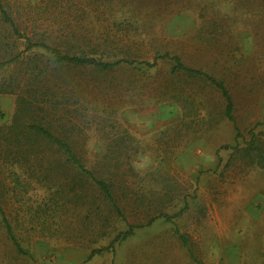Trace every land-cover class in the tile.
<instances>
[{
    "label": "rangeland",
    "instance_id": "1",
    "mask_svg": "<svg viewBox=\"0 0 264 264\" xmlns=\"http://www.w3.org/2000/svg\"><path fill=\"white\" fill-rule=\"evenodd\" d=\"M7 1L12 17L23 20L28 9ZM53 7L44 14H52L48 26L42 23L48 43L63 48L87 40L107 57L139 63L169 53L222 81L241 136L222 117L218 92L200 78L171 74L169 61L105 77L70 73L71 101L79 96L103 113L98 125L90 113L74 121L87 127V139L78 140L86 157L114 144L116 130L122 145L138 152L131 171L106 176L126 222L99 197V210L91 208V189L85 204L71 205L62 191L18 188L4 195L2 208L19 249L0 218V264H264V167L254 164L261 161L254 152H240L255 135L264 161V0H57ZM16 73L0 71V83ZM15 104L14 94H0V125ZM1 184L14 187L4 175ZM49 196L56 202L47 203ZM51 202L57 208L45 209ZM127 224L141 226L121 240ZM113 240L88 260L92 249Z\"/></svg>",
    "mask_w": 264,
    "mask_h": 264
},
{
    "label": "trees",
    "instance_id": "2",
    "mask_svg": "<svg viewBox=\"0 0 264 264\" xmlns=\"http://www.w3.org/2000/svg\"><path fill=\"white\" fill-rule=\"evenodd\" d=\"M19 3L28 9L21 21L12 17L8 1L0 0V27L4 28L3 33L0 31V71L17 70L14 77H7L0 83V94L16 96L9 122L0 125V175L14 184L12 188L0 185V218L8 238L18 249L19 244L2 208L4 195L18 188L23 192L26 186H30L33 191L42 190L50 195L62 191L69 197L66 203L71 205L85 204L86 192L91 189V208L99 210L94 205L99 197L105 207L122 222H126L114 192L116 186L106 176L118 175L125 168L131 171V163L139 156L138 152L130 146L122 145L124 137L122 132L116 130L117 139L114 144H102V147L92 151L90 159L86 157L87 153L84 147L78 146V140L87 139V127L81 128L74 121H82L80 119L90 113L89 121L98 125L103 121V113H97L95 111L98 110L95 109L90 111L79 101V96L71 101L73 97L68 92L70 73L86 71L105 77L121 69L139 70V65L152 69L159 60L169 61L172 63L171 74L184 73L200 78L209 88L218 92L223 102L222 117L233 124L237 132L236 139L241 136L233 115L232 97L222 81L185 66L178 56L169 53L155 57L151 63H139L125 58L107 57V51H100L98 46H91L87 40L84 44L67 45L68 47L63 48L58 44L48 43L47 31L42 29V23L52 15L45 16V13L57 4V0H19ZM46 25L48 26L47 22ZM6 30L14 37L13 47L4 35ZM69 102L78 107L71 110L67 106ZM250 134L252 135L251 132ZM255 138L252 135L242 151H239L247 157H251V152H254L261 159L254 164L264 167ZM232 148L239 147L234 145ZM23 180L25 184H22ZM47 198V203L57 200L50 196ZM50 205L57 208L51 202L45 209H49ZM140 226L127 224L128 229L119 233L121 240L131 236L133 230ZM178 237L183 246L188 248L185 238L181 235ZM114 240L109 247L92 249L88 260L108 251Z\"/></svg>",
    "mask_w": 264,
    "mask_h": 264
}]
</instances>
